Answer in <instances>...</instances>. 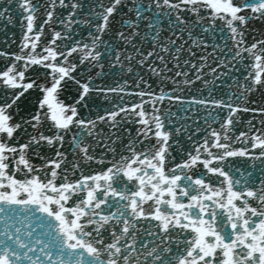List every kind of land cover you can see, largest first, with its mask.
<instances>
[{
  "label": "snow or ice",
  "instance_id": "obj_1",
  "mask_svg": "<svg viewBox=\"0 0 264 264\" xmlns=\"http://www.w3.org/2000/svg\"><path fill=\"white\" fill-rule=\"evenodd\" d=\"M0 264H264V0H0Z\"/></svg>",
  "mask_w": 264,
  "mask_h": 264
}]
</instances>
